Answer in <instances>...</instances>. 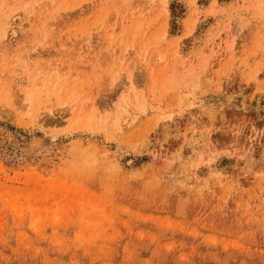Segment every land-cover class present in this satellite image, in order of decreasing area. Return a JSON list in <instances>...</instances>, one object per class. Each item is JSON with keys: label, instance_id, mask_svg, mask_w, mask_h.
Returning <instances> with one entry per match:
<instances>
[{"label": "rangeland", "instance_id": "1", "mask_svg": "<svg viewBox=\"0 0 264 264\" xmlns=\"http://www.w3.org/2000/svg\"><path fill=\"white\" fill-rule=\"evenodd\" d=\"M0 264H264V0H0Z\"/></svg>", "mask_w": 264, "mask_h": 264}]
</instances>
